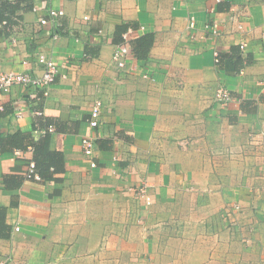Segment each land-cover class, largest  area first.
Segmentation results:
<instances>
[{
  "label": "crops",
  "instance_id": "0c3cea01",
  "mask_svg": "<svg viewBox=\"0 0 264 264\" xmlns=\"http://www.w3.org/2000/svg\"><path fill=\"white\" fill-rule=\"evenodd\" d=\"M48 7L64 10L55 33ZM40 53L60 72L48 94L0 91V135L53 125L65 170L27 179L34 149L0 148V261L264 264V0H0V68L35 72ZM221 83L235 101H216Z\"/></svg>",
  "mask_w": 264,
  "mask_h": 264
},
{
  "label": "built area",
  "instance_id": "2783aa9c",
  "mask_svg": "<svg viewBox=\"0 0 264 264\" xmlns=\"http://www.w3.org/2000/svg\"><path fill=\"white\" fill-rule=\"evenodd\" d=\"M34 11H40L37 6L33 7ZM64 14V10L62 9H55L53 7H48L46 10L42 12L39 18V23L43 27H48L50 32H56L61 27V22L59 18ZM88 16H84V19H88ZM196 23V19L194 16L190 17V28H194ZM207 29H211L214 34L219 35V27L217 23L207 24ZM127 38V35H124ZM13 42H17V38L14 37ZM247 41L242 40L240 42L241 50H245L247 47ZM129 55V49L126 45H120L117 50L114 52V58L119 62L120 65H124L125 56ZM215 61L219 63L220 61V53L218 51L215 52ZM37 64L39 69L35 72H28L24 70H16V69H9L3 70L0 68V91L1 92H11L14 87H21V88H40L48 94L49 89L52 83L55 81L56 76L60 72V65L59 63L51 56L46 55L45 53H40L37 57ZM242 72V71H241ZM215 99L222 104H229L236 100L232 92L226 87L223 83L219 84L215 91ZM103 105V102L98 99L92 109L91 112V119L89 123L92 127H97L100 121V110ZM55 128L53 125H50L49 128L46 130H42V133H46V131H54ZM82 148L87 157L91 159V166H95L96 162L93 161L96 143L90 137H83L82 139ZM20 149H16L14 152L18 153ZM26 177L28 179H33L40 181L41 177L36 171L35 162L31 161L29 163V167L26 171ZM146 201L150 203L151 199L150 196L146 197ZM238 208V207H236ZM18 230L19 227H16ZM0 264H5L4 261H0Z\"/></svg>",
  "mask_w": 264,
  "mask_h": 264
},
{
  "label": "trees",
  "instance_id": "16d2710c",
  "mask_svg": "<svg viewBox=\"0 0 264 264\" xmlns=\"http://www.w3.org/2000/svg\"><path fill=\"white\" fill-rule=\"evenodd\" d=\"M7 21L8 20H6V22ZM134 43H135L134 45L135 55L138 57H146L153 44V34H146L136 39ZM50 123L52 124V122H48V124ZM38 130L40 131V129ZM21 137L24 136L19 132L10 136L0 135L1 150L5 151L6 148L8 147L11 148L12 150L16 148L26 149L32 147L35 152L33 161L35 162L36 171L41 177L40 181L59 179V177H57L55 174L58 172H64L65 157L61 151L50 149V133L40 134V137L38 139H33L31 136V139H29V141H27L26 144H24L20 140ZM2 209L3 208L0 207V211Z\"/></svg>",
  "mask_w": 264,
  "mask_h": 264
}]
</instances>
